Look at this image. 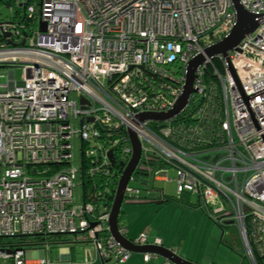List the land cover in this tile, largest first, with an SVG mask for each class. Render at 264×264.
Masks as SVG:
<instances>
[{
  "label": "built area",
  "instance_id": "obj_1",
  "mask_svg": "<svg viewBox=\"0 0 264 264\" xmlns=\"http://www.w3.org/2000/svg\"><path fill=\"white\" fill-rule=\"evenodd\" d=\"M15 1V16L0 22V66L9 68L0 83V264H57L26 249L73 243L85 245L84 264L128 260L108 218L130 131L140 157L124 198H167L154 182L173 179L177 195L235 224L252 264H264V0H238L258 25L226 56L205 48L235 25L232 0ZM198 55L184 107L140 119L174 108ZM19 235L41 243L7 242ZM130 241L147 244L146 231Z\"/></svg>",
  "mask_w": 264,
  "mask_h": 264
},
{
  "label": "rangeland",
  "instance_id": "obj_2",
  "mask_svg": "<svg viewBox=\"0 0 264 264\" xmlns=\"http://www.w3.org/2000/svg\"><path fill=\"white\" fill-rule=\"evenodd\" d=\"M18 3L15 0H0V22L15 16ZM8 69L0 66V83L7 81ZM21 71L20 67L15 68L16 81L21 80ZM168 175L173 176L174 170L170 169ZM154 186L162 189L167 198L158 192H150L144 199L125 197L122 200L118 224L124 228V234L132 238L145 230L148 242L176 247L179 256L183 248L184 252H188L200 264H252L235 224L220 225L212 217L211 210L202 201H198L195 195H177L173 179L155 180ZM73 245L76 250L74 258L78 260L77 254H80L81 246L80 243ZM34 251L37 257L54 261L59 259L60 248L56 246L49 250L39 246ZM34 251L26 249V256L31 258ZM132 255L140 257L141 253L135 252Z\"/></svg>",
  "mask_w": 264,
  "mask_h": 264
},
{
  "label": "water",
  "instance_id": "obj_3",
  "mask_svg": "<svg viewBox=\"0 0 264 264\" xmlns=\"http://www.w3.org/2000/svg\"><path fill=\"white\" fill-rule=\"evenodd\" d=\"M232 2H233V8L236 13V23L225 38L205 48V53L208 56L218 53L226 56L227 50L235 47L246 33L253 31L258 25V21L256 19L257 15L244 9L238 0H232ZM44 25H45L44 22H40L41 29L44 28ZM23 42L24 39L21 41V43ZM202 59H203L202 55H198L194 57L192 60H190L186 73L183 93L172 110L168 111L167 113H143L140 115V119H164L172 116L180 109H182L186 104L189 94L194 90L192 87L194 71L196 67L201 63ZM230 71L233 74V76H235L234 71L231 67H230ZM84 100L85 99L83 97L80 98L81 102H83ZM129 138L132 145V155L120 175L115 190V194L113 197V201L111 204V209L108 218V227L110 233L122 246H124L125 248H127L132 252L157 253L163 256L164 258L172 261L175 264H197L196 262H192L189 259L183 258L178 254L173 253L169 248L164 247L163 245L160 244H150V243L144 245L134 244L133 242L130 241V239H128L119 232L118 214H119L120 205L122 203V200L124 199L125 186L129 180L131 173L135 169L140 157V144L134 132L132 131L129 132ZM109 156L110 159L113 160L111 151H109Z\"/></svg>",
  "mask_w": 264,
  "mask_h": 264
},
{
  "label": "crops",
  "instance_id": "obj_4",
  "mask_svg": "<svg viewBox=\"0 0 264 264\" xmlns=\"http://www.w3.org/2000/svg\"><path fill=\"white\" fill-rule=\"evenodd\" d=\"M142 231H145V230H142ZM142 231H140V232H142ZM139 232V233H140ZM138 233V234H139ZM125 237H127L128 239H133L134 237H136L138 234H136L134 237H128L127 235L128 234H124V233H122ZM147 241H148V236H147ZM148 243H150V244H160V245H162L161 243H159V242H148ZM80 246H81V249H80V254H79V252H78V260H76L75 258H74V253H76V250H75V245H73V244H66V245H64V246H62L61 247V249H60V254H59V259H58V263L57 264H84V263H82V250H83V248H84V244H82V243H80ZM90 248H91V246H89ZM165 247V246H164ZM167 248H171V247H167ZM174 249H176V251H175V254H177V248L175 247ZM181 249V248H180ZM36 251H34V254H33V256H36L37 255V253H35ZM92 252H94L93 251V249H92ZM133 253H135V252H132L131 251V254H130V256H129V258H128V260H126L125 262H123L122 264H141V262H143L144 264H156V263H158V262H161L162 260H164L165 258L163 257V256H161V255H159V254H157V256L156 257H154V258H151L150 260H148V261H144L143 260V253L144 252H136V253H141V256L140 257H138V256H133L132 254ZM181 257H183V258H186V259H189V260H191V261H193V262H196V263H198V264H200L199 262H197L196 260H193V258H191V256H190V254H188V252H184L183 251V248H182V254H181ZM94 264H100V261L99 260H96L95 262H94Z\"/></svg>",
  "mask_w": 264,
  "mask_h": 264
},
{
  "label": "trees",
  "instance_id": "obj_5",
  "mask_svg": "<svg viewBox=\"0 0 264 264\" xmlns=\"http://www.w3.org/2000/svg\"><path fill=\"white\" fill-rule=\"evenodd\" d=\"M40 237L36 236V235H19L15 238H11V239H8L7 242L10 244V245H13V246H22V245H35V244H40L41 241H40ZM52 240H60V241H66L65 238H55L53 237ZM256 259V263L257 264H263L261 262V260H259L260 258L258 256L255 257Z\"/></svg>",
  "mask_w": 264,
  "mask_h": 264
}]
</instances>
